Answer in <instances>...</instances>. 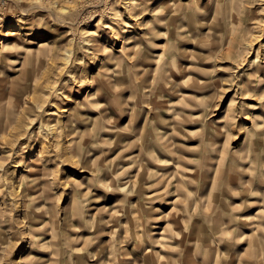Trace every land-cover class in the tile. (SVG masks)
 <instances>
[{"label":"rangeland","instance_id":"1","mask_svg":"<svg viewBox=\"0 0 264 264\" xmlns=\"http://www.w3.org/2000/svg\"><path fill=\"white\" fill-rule=\"evenodd\" d=\"M0 264H264V0H0Z\"/></svg>","mask_w":264,"mask_h":264},{"label":"bare ground","instance_id":"2","mask_svg":"<svg viewBox=\"0 0 264 264\" xmlns=\"http://www.w3.org/2000/svg\"><path fill=\"white\" fill-rule=\"evenodd\" d=\"M13 33V31H11V34ZM15 33V32H14ZM5 35V37H7V34H4ZM43 44H45V42H42V43H40L39 45H43ZM63 111H66V110H62L61 112H63ZM50 113H52V112H50ZM77 116V115H76ZM75 116V118H79V117H76Z\"/></svg>","mask_w":264,"mask_h":264}]
</instances>
